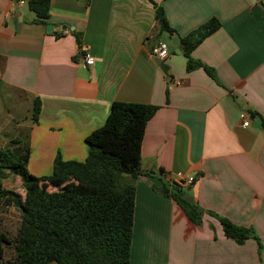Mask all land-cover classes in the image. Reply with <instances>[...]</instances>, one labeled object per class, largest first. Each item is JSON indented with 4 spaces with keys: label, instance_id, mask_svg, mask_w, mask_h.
I'll return each instance as SVG.
<instances>
[{
    "label": "crops",
    "instance_id": "0c3cea01",
    "mask_svg": "<svg viewBox=\"0 0 264 264\" xmlns=\"http://www.w3.org/2000/svg\"><path fill=\"white\" fill-rule=\"evenodd\" d=\"M28 3L0 0V145L19 140L30 172L50 175L58 153L86 160V138L115 102L157 105L135 179L130 264H264V0H51L45 23ZM157 6L173 32L159 29ZM211 18L220 28L191 56L213 76L187 70L181 43ZM159 41L164 61L152 56ZM178 173L195 177L187 195L206 211L200 225L157 190ZM207 211L259 240L236 242ZM16 214L0 209V232L13 236Z\"/></svg>",
    "mask_w": 264,
    "mask_h": 264
},
{
    "label": "trees",
    "instance_id": "16d2710c",
    "mask_svg": "<svg viewBox=\"0 0 264 264\" xmlns=\"http://www.w3.org/2000/svg\"><path fill=\"white\" fill-rule=\"evenodd\" d=\"M50 2L29 0L38 22L47 21ZM156 20L160 30L174 31L161 6L156 7ZM220 26L218 19L211 18L181 38L188 71L202 66L214 75L212 68L194 59L191 52ZM41 107L40 98H36L35 120ZM158 109L152 104L115 102L105 123L87 136L86 160H64L58 153L50 175L37 177L30 172V149L19 140L12 142L16 146L0 145V209L14 205L21 211L14 237L0 232V264H130L135 179L142 172L146 125ZM8 174L20 177L24 195L3 186ZM47 181L57 189L51 190ZM157 190L175 200L194 224L202 223L206 211L188 197L187 187L172 182ZM218 218L226 235L236 242L250 237L259 240L252 227ZM8 247L13 248L9 258Z\"/></svg>",
    "mask_w": 264,
    "mask_h": 264
},
{
    "label": "built area",
    "instance_id": "2783aa9c",
    "mask_svg": "<svg viewBox=\"0 0 264 264\" xmlns=\"http://www.w3.org/2000/svg\"><path fill=\"white\" fill-rule=\"evenodd\" d=\"M19 3H23L25 0H17ZM152 56L159 61H164L168 57V45L163 41H159L154 45L152 48ZM82 60L85 64L91 65L94 63V59L91 56L90 52L87 50H82ZM250 119L247 115H244V125H249ZM173 181L178 183L183 187H188L194 184L195 177L194 176H187L181 173H178L174 176Z\"/></svg>",
    "mask_w": 264,
    "mask_h": 264
},
{
    "label": "rangeland",
    "instance_id": "374dc122",
    "mask_svg": "<svg viewBox=\"0 0 264 264\" xmlns=\"http://www.w3.org/2000/svg\"><path fill=\"white\" fill-rule=\"evenodd\" d=\"M5 181L6 184H8L12 189H17L21 194H23L25 191L23 189V185L21 183H17L18 180H16L15 178V175L14 174H8L7 178L3 180V182ZM51 190H56L57 187H54V188H50ZM25 194V193H24ZM23 194V195H24ZM12 207L17 211V216H16V219H15V229H12L11 230V235H13L12 237H14V235L16 234L17 232V228L20 224V218H21V215L19 214V209L17 207H14V205H12ZM13 255V248L12 247H8L7 249V253H6V257L9 258Z\"/></svg>",
    "mask_w": 264,
    "mask_h": 264
},
{
    "label": "water",
    "instance_id": "95a60500",
    "mask_svg": "<svg viewBox=\"0 0 264 264\" xmlns=\"http://www.w3.org/2000/svg\"><path fill=\"white\" fill-rule=\"evenodd\" d=\"M48 29L51 30L52 27L50 25H48ZM191 187L188 188V190H190Z\"/></svg>",
    "mask_w": 264,
    "mask_h": 264
}]
</instances>
